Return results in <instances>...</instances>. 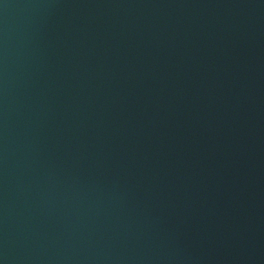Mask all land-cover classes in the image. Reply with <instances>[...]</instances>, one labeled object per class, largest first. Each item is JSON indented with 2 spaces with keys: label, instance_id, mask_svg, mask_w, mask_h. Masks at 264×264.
<instances>
[{
  "label": "water",
  "instance_id": "obj_1",
  "mask_svg": "<svg viewBox=\"0 0 264 264\" xmlns=\"http://www.w3.org/2000/svg\"><path fill=\"white\" fill-rule=\"evenodd\" d=\"M0 264H264V0H0Z\"/></svg>",
  "mask_w": 264,
  "mask_h": 264
}]
</instances>
